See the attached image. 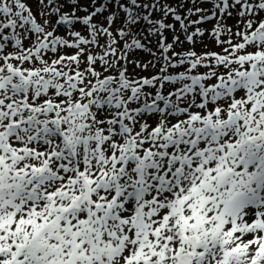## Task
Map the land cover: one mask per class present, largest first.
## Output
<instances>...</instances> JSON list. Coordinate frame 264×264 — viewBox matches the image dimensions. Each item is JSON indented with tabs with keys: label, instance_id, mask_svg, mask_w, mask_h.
<instances>
[{
	"label": "snow or ice",
	"instance_id": "1",
	"mask_svg": "<svg viewBox=\"0 0 264 264\" xmlns=\"http://www.w3.org/2000/svg\"><path fill=\"white\" fill-rule=\"evenodd\" d=\"M0 264H264V0H0Z\"/></svg>",
	"mask_w": 264,
	"mask_h": 264
}]
</instances>
